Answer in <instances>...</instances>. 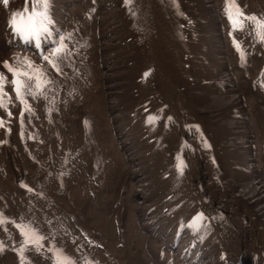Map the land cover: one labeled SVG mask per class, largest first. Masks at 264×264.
<instances>
[{"label": "rangeland", "instance_id": "rangeland-1", "mask_svg": "<svg viewBox=\"0 0 264 264\" xmlns=\"http://www.w3.org/2000/svg\"><path fill=\"white\" fill-rule=\"evenodd\" d=\"M211 1L201 0L203 18L216 17ZM11 2L7 6L0 3V73L7 77L3 89L6 106L0 107V264H58V261L60 264H169L165 262H168L167 255L159 252L161 245L152 242L143 230L145 226L141 228L140 224L143 202L150 201L157 192L165 194L164 188L169 182L155 176L157 172L152 168L140 167L138 171L132 164L150 161L157 171H166L171 158L166 151H156L150 146L148 141L152 137H143L142 131L153 133L154 129H142L138 123L133 125L134 117L129 113L135 110L136 116L141 104L139 111H148L151 106L144 102L152 99H167L174 112L188 113L187 116L195 113L191 102L204 110L226 102L227 97L219 101L201 86L197 87L198 82L188 79L189 70L192 73L201 70L202 57L197 55L206 53L198 51L205 47L210 50L216 43L203 39L200 49L191 51L189 47L196 46L198 41L183 31V41L185 36L192 41H186L184 48L181 46L180 56L184 51L185 58L178 64L166 33L151 30V43L144 34L142 0L131 10L136 13L132 19L109 9L103 0L89 5L82 0H47L42 12L47 19L43 20L41 32L35 29L34 33H28V39L24 33L16 34L15 28L12 32L8 30L5 22L12 23L20 8L27 9L29 16L39 13L32 5L36 1ZM151 2L149 11L153 21ZM210 4L206 11L204 6ZM199 24L203 28L197 36L207 32L204 23ZM206 25H211L215 32L218 30L215 20ZM170 31L177 35V40L180 38L175 24ZM147 41L152 55L146 47L138 51L144 59V68L143 60L135 56V48L137 42L146 44ZM168 47L171 59L166 53ZM57 49L62 50L57 52ZM153 52L165 62L168 70L165 74L160 71L162 68L154 60ZM43 55L47 60L52 58L59 70H50ZM5 62L20 73L24 69L34 78L21 76L25 82L22 97L15 91L12 83L15 77L4 66ZM263 64L264 59L255 61L258 68ZM37 70L41 80L35 78ZM148 71L154 73L152 79L145 85H141L140 79L135 80V84L134 79ZM167 73L180 84L188 74L183 99L189 112L175 105L178 100L174 89L170 92L171 84L164 79ZM234 77L238 83L239 75ZM45 80L48 83H42ZM244 91L246 88L238 94L243 97ZM259 94L251 95V108L248 106L247 122L252 129V111V117L257 119L260 116L257 113L264 114V92ZM194 116H201L208 133L214 139L216 136L217 152L226 151L231 144L229 138L224 140L228 137L226 126L230 119L220 110ZM234 118L233 137L243 132H238L243 129L241 118ZM133 137L137 138L131 147L122 145ZM168 143L171 151L178 145L175 140ZM130 148L134 150L132 155H129ZM230 171L225 168V177L232 180ZM144 173L152 177L150 182ZM164 180L167 183L163 184ZM236 180L239 185L249 184L246 194L256 187L264 190L263 176L253 179L243 176ZM153 205L150 202L148 207ZM160 227L163 233H157L156 240L166 235V230ZM218 238L221 240L219 235Z\"/></svg>", "mask_w": 264, "mask_h": 264}, {"label": "bare ground", "instance_id": "bare-ground-1", "mask_svg": "<svg viewBox=\"0 0 264 264\" xmlns=\"http://www.w3.org/2000/svg\"><path fill=\"white\" fill-rule=\"evenodd\" d=\"M143 4H144V6H143V9H144L143 15H144L145 24H146L144 26V30H145V33L148 30L149 33H148V36L147 37L149 38V42L151 43L150 40L153 37L151 35V19H150V11H149L150 0H143ZM210 6H212V5L211 4L210 5H205L204 6V9L206 11H209ZM214 18H215V16H211L210 18L205 17V21L207 23L209 22V23H212L213 24ZM204 39L213 41L212 38L211 39L204 38ZM154 50H155V48H154ZM204 55L205 54L200 55L202 57L201 58V60H202V66H201V70L198 73L199 76L201 74L204 75V76L205 75L207 76L209 74V72H217L218 70H222V67H220V65L219 66L213 65L214 62L212 60H210L209 63H206V61L208 59V56L206 55L207 56L206 57ZM156 59L158 60V66L160 68H162L164 71L167 72V70L165 69V62L162 59L159 58L158 53L156 54ZM203 66H205L206 68L203 67ZM169 73H167L168 74V77H167V80L168 81H167V83H170L171 84V87L168 90H170V92H172V89H174L175 86L177 87L176 88V92L173 91L175 93L176 97H177V100H178V103L175 104V105H181L182 107L185 108V111L189 112V110H188V108H187V106H186V104L184 102V99H183V94H184L183 91H184V88L187 86L186 81H185L186 78H187V75L188 74H191V73L188 72V74H185V79L182 80L181 84L177 80H175L172 75H170L171 73L170 74ZM234 76H235V74H233V82L229 83L228 88L225 89L224 91H223V88L225 86L218 87V84L223 82L222 80L216 81V82L213 83V81H215V80L223 79V75L222 74H219V75H217L214 78H210L208 80L209 82L208 83H203L202 86L200 84L199 85L205 91H207V92H211L212 91L213 93H219V94L228 95V100H227V103L228 104L226 105V108L218 109V110H220V113L223 116H226L228 118L232 114L233 108H231L230 106L233 105V95H234L235 101H236V105H238L237 107H239V106L242 107V112L245 115L244 118L247 121V118H248V115H249L248 106H247L246 103H244L243 105H241L242 102H244V96L242 97L241 95H239L241 93L236 91V84H237V82H236V78ZM193 81H195V80H193ZM212 85L213 86L215 85L216 87H213ZM167 87H168V85H167ZM178 88H181L182 90L181 89H178ZM190 108H191V106H190ZM175 110H176V106H175ZM193 110H194L195 113H203L201 111L197 112L194 108H193ZM187 115H188V113H187ZM189 116L191 118H196L197 117V116L195 117L194 114H192L191 112H190ZM178 117L179 118H177V119L180 122H182L181 120H183V116L181 114H179ZM247 125H249V129L248 130L251 133V137L248 136V131H247L245 125H243V124H242V128L243 129H241L240 131H238V132H242L243 131L242 132V135H239V133H238V135L235 134L234 137H233V134H234L233 133V120L230 119L229 126H226V128H227V132H226L227 134L226 135L228 137L224 138V140H228V138L230 139V143H231L229 145L230 150H229V148H227L226 151H224L223 153H218L219 154L218 156L220 157V161H222L224 163L225 168H227L229 170H231L230 169V163L231 162H239L241 160V162L243 164H245L247 162V160H248V154H247L248 153V142L250 141L251 138H252V142H255V140H254L255 135L253 133V129L251 127V124H249L247 122ZM237 126H240V125H237ZM216 134H219V132L216 133ZM215 139H216V136H215ZM233 139H234V144L232 145ZM217 151H218V149H217ZM199 163H200V160L198 159V161H196V163H195L194 168H197V166L199 165ZM228 166H229V168H228ZM230 173L233 175V172L232 171H230ZM233 176H234V178L232 180L231 179H227L225 177L224 178V183H227L228 191L230 192V195L233 198V207H234V209H237L238 208V206H237L238 204H237V201L236 200H238L240 202H244L243 203V207L244 208L247 207L248 210H251L252 211V212H250V218L255 214L256 211H258V213L262 216L263 222H264V190L261 187H256L254 190H252L251 192H249L248 194H246L245 193V190L248 188V185L249 184L248 183H245V184H240L239 185L238 184V180H236V179L242 178L243 176H245L246 178H252L253 179L254 175L247 176V175L241 174L240 172L237 171L236 173H234ZM250 221H251V224H252L251 227H250V230L256 231L257 234H259L262 238H264V231L263 230H260L258 228L260 225H264V223L261 220H259V219H253V218H251ZM159 225H161V224L159 223ZM159 229H161L160 226H159L158 230L156 231V234L157 233H160V234L163 233V231L162 230H159ZM224 230H228V229H224ZM164 233L167 234V231L164 232ZM219 236H220L221 240H223V238H225L227 235L222 231L219 234ZM235 240H233V238H230L229 239V243H228V245L226 247L227 251L229 252V254L231 256L230 257L231 259H233V257L236 256L235 250L238 249L237 240L236 241ZM262 249L264 251V246L262 247ZM238 255H239V253L237 252V256ZM214 264H219V263L218 262H215Z\"/></svg>", "mask_w": 264, "mask_h": 264}, {"label": "snow or ice", "instance_id": "snow-or-ice-1", "mask_svg": "<svg viewBox=\"0 0 264 264\" xmlns=\"http://www.w3.org/2000/svg\"><path fill=\"white\" fill-rule=\"evenodd\" d=\"M0 3H2L4 6H7L9 3V0H0ZM40 3H41V0H37V5H39ZM42 4H43V7L46 8L47 0H42ZM37 5H34V6H37ZM25 12H27V9H25ZM239 14L243 15V13H239ZM18 16L20 17V21L23 20L22 14H16V16H14L12 19V24L15 27V30L21 33H27V32L34 33L35 32L34 21L36 17H42L41 23H43V20L47 19V17L43 13H32L30 16L27 17V22L22 23L18 21L17 19ZM248 19L256 20L257 18L253 16V17H248ZM258 24L264 27V22L258 21ZM262 39H264V37H262ZM61 50L62 49H57L56 51L60 52ZM4 66L8 69L9 72L13 73L15 79L12 81V83L15 85L16 93L22 97L23 95L22 89L25 87V82L21 79V76L28 77L29 80H31L33 76L29 75L28 72L20 73L17 69L13 68V66L11 64H8L7 62H5ZM29 67H31V64H29ZM34 75L37 80H41V76L38 74V70H37V73H34ZM5 83H7V77L4 76L2 73H0V107L6 106L5 101H4V97L6 93H4L3 91ZM42 83L46 84L48 83V81L45 80V81H42ZM0 125H2V121H0ZM0 223H2V221H0ZM17 227H21L23 231L22 226L17 225ZM25 235H27V232H25ZM58 264H60V261H58Z\"/></svg>", "mask_w": 264, "mask_h": 264}, {"label": "trees", "instance_id": "trees-1", "mask_svg": "<svg viewBox=\"0 0 264 264\" xmlns=\"http://www.w3.org/2000/svg\"><path fill=\"white\" fill-rule=\"evenodd\" d=\"M113 5H123V0H109Z\"/></svg>", "mask_w": 264, "mask_h": 264}]
</instances>
